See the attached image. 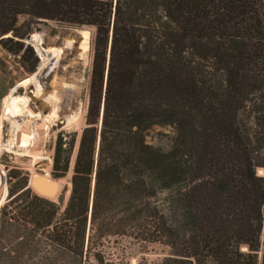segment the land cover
Segmentation results:
<instances>
[{
  "label": "trees",
  "instance_id": "obj_1",
  "mask_svg": "<svg viewBox=\"0 0 264 264\" xmlns=\"http://www.w3.org/2000/svg\"><path fill=\"white\" fill-rule=\"evenodd\" d=\"M39 19L95 28L88 107L64 209L9 189L0 246L33 227L3 264H35L21 258L44 241L61 264H81L85 243L99 262L114 235L188 264H258L263 236L264 264V0H0V45L27 73ZM155 126L174 127L168 152L146 143ZM65 137L53 178L69 171Z\"/></svg>",
  "mask_w": 264,
  "mask_h": 264
},
{
  "label": "rangeland",
  "instance_id": "obj_2",
  "mask_svg": "<svg viewBox=\"0 0 264 264\" xmlns=\"http://www.w3.org/2000/svg\"><path fill=\"white\" fill-rule=\"evenodd\" d=\"M27 21L25 16L18 18V24ZM31 32L25 38L23 43L29 45L33 51V58L30 62L37 60L36 68L32 73H27L19 64L20 55H14L4 50L0 45V114L3 110V98L9 94V91L15 88L17 95L28 97L27 109L34 117H29L23 112L20 117L13 119L14 123H19L26 130L25 123L35 131V142L31 149L34 153L42 155L37 158L34 164H30V156H19L22 153L17 150V141L20 139V132L16 131L14 142L11 141L12 125L7 120H3L0 125V207L5 203L8 197L9 189L18 191L21 188H29L33 194H36L31 187H28L29 181L36 173H49L52 176V164L54 148L57 138L60 134L66 136L64 140L70 143L75 138V149L70 160L68 173L61 178H54L59 181L58 194L50 201L56 203L61 211L66 206L70 192V178L74 164L76 147L79 136L85 126V115L88 107L89 83L93 59V47L95 28L91 26L75 27L60 24L49 20H34L30 22ZM88 33L86 48H83L82 32ZM11 37V34L3 36ZM30 37H36L39 45L45 51L50 49H60L61 53L53 64H49L47 56L39 53L36 44L31 42ZM45 65H44V64ZM44 65V66H43ZM34 75L38 83L27 86H20L19 83ZM41 85L42 91L37 94V88ZM50 95H53L50 98ZM51 113H54L52 119ZM0 115V117H1ZM37 115V116H36ZM50 115V116H49ZM44 122L47 126H44ZM63 122V123H61ZM15 123V124H17ZM22 133V132H21ZM175 135L174 127L155 126L146 133V143L162 152H168L170 143ZM19 136V137H18ZM5 147H11V150H5ZM30 150V149H29ZM264 153L259 152L255 155L256 174L264 178ZM49 200V199H48ZM17 212V211H16ZM15 225V223H14ZM17 228L18 225H15ZM33 226L27 225V230L17 231L13 240L0 246V264L15 258L17 247L29 236V230ZM15 228V229H16ZM88 235V234H87ZM39 236H37L38 238ZM42 239L41 237H39ZM262 242L258 252V264L262 259ZM44 241L39 253L30 254L28 252L21 258L22 262H28L30 257L33 263L43 262L44 264H61L59 249L54 245H48ZM85 243L84 255L81 264H188L180 262L173 256L169 246L163 243H145L140 242L128 235L109 237L103 244L98 246L101 257H96L97 262L92 256L86 258ZM241 251H247L246 246L241 247ZM46 257V258H45ZM29 263V262H28ZM212 264V263H207Z\"/></svg>",
  "mask_w": 264,
  "mask_h": 264
},
{
  "label": "bare ground",
  "instance_id": "obj_3",
  "mask_svg": "<svg viewBox=\"0 0 264 264\" xmlns=\"http://www.w3.org/2000/svg\"><path fill=\"white\" fill-rule=\"evenodd\" d=\"M82 36H83V48H86V44H87V40H88V33L87 32H82ZM35 41H37V50L39 53L45 52L47 55V53L49 54V56H47V61L49 62V64H53V61L55 59H57L61 53L60 49H50L49 51H45L42 47H40L39 45V38L37 39L36 37L33 38ZM43 54V53H42ZM44 55V54H43ZM44 64V63H43ZM45 65V64H44ZM43 65V66H44ZM37 78L34 77V75H31L29 78L23 80L22 82L19 83L20 86H27V85H33V84H37ZM42 91V87L41 85L38 86L37 88V94H40ZM53 95H50V98H52ZM28 97H26L25 95H17L15 92V88L11 89L9 91V94L3 98V110H2V115L0 117V125L1 122L3 120H7L8 122H10V125H12V131H14L12 133V137H11V141L14 142V137L16 135V131L23 129L22 126L19 125V123L15 124L13 121V119H16L18 117L21 116V114L23 112L27 113V115L31 118L34 117L35 115L32 114V112L27 109V105H28ZM54 113H51L52 119L54 118ZM37 116V115H36ZM30 123V122H29ZM29 123H25L26 126V130L23 129L20 132V139L17 141V150L21 151L22 153H17L19 156H30L32 159L30 160V164L33 165L35 160H37V158H41L42 155L40 154H36L33 152V150L31 149V146H33V142H35L36 140V136H35V131L33 129H30L28 127ZM44 126H47V123L44 122ZM19 137V136H18ZM7 145H1V147H3L5 150H11V147H5ZM30 149V150H29ZM19 151V152H20ZM35 177V175L31 177V180ZM59 191V190H58ZM58 194V192L55 194V196ZM54 196V197H55ZM53 197V198H54Z\"/></svg>",
  "mask_w": 264,
  "mask_h": 264
},
{
  "label": "water",
  "instance_id": "obj_4",
  "mask_svg": "<svg viewBox=\"0 0 264 264\" xmlns=\"http://www.w3.org/2000/svg\"><path fill=\"white\" fill-rule=\"evenodd\" d=\"M30 41L34 42L33 38L30 37ZM42 53L45 54V52ZM0 177L2 179L1 175ZM59 181L61 180L54 179L49 173L41 171L36 173L32 180L30 179L28 187H31L37 196L51 200L60 186Z\"/></svg>",
  "mask_w": 264,
  "mask_h": 264
}]
</instances>
